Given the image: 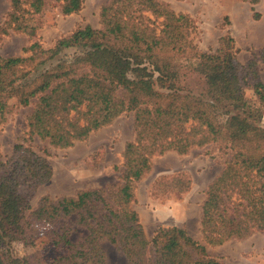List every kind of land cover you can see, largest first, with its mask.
<instances>
[{"label":"trees","instance_id":"1","mask_svg":"<svg viewBox=\"0 0 264 264\" xmlns=\"http://www.w3.org/2000/svg\"><path fill=\"white\" fill-rule=\"evenodd\" d=\"M46 1L8 0L0 32L10 29L35 36V22ZM58 1L65 15L82 5V0ZM247 1L257 19L253 5L259 0ZM99 23L98 28L77 27L49 47L33 40L26 55L0 56V124L14 99L19 106L33 101L27 132L55 148L86 139L122 113L131 112L133 132L122 150L119 182L55 199L43 196L32 208L29 216L44 225V235L57 251L51 260L0 253V264H106L99 243L103 238L116 244L125 264H219L207 246L264 230V128L256 124L258 109L244 93L251 89L264 105L257 61L241 63L228 33L218 38L213 51L199 50L193 18L161 0H108L100 6ZM72 48L79 50L67 59L58 57ZM180 58L193 62V69L203 76L204 97L178 90ZM258 58L264 69V43ZM54 60L57 64L27 80L35 67ZM220 112L225 119H219ZM24 143L13 146L18 173L9 160L0 159V219L8 237L26 243L24 229L30 223L23 211L30 208L31 194L18 187L47 183L52 169ZM209 144L229 156L205 190L199 222L203 243L175 225L158 226L148 238L132 203L152 159ZM190 183L185 170L159 174L150 195L168 197L173 192L179 199ZM74 214V222L86 231L72 238L73 227L66 218Z\"/></svg>","mask_w":264,"mask_h":264},{"label":"rangeland","instance_id":"2","mask_svg":"<svg viewBox=\"0 0 264 264\" xmlns=\"http://www.w3.org/2000/svg\"><path fill=\"white\" fill-rule=\"evenodd\" d=\"M108 0H82L80 9L70 14H62L58 0H47L41 12V16L35 22L37 26L35 36H29L26 32L7 30L0 32V56L26 55L25 48L33 41L38 40L43 47L51 46L56 39L70 33L77 27L90 25L93 28L100 27L99 9ZM167 2L175 11L188 13L197 26L194 42L202 51H213L218 46V38L223 34H230L234 39L237 49V58L241 63L254 58L260 79L264 83V69L258 58L260 48L264 43V0H259L253 5L259 13L257 19L253 18V11L247 0H161ZM8 0H0V23L4 19L8 9ZM79 49H66L59 54L63 60L67 55L76 54ZM74 51V52H73ZM76 51V52H75ZM73 52V53H71ZM56 60V59H55ZM48 62L44 66L35 67L27 80H32L44 67L54 66L57 61ZM178 90L193 96H202L206 90L203 76L193 69V62L180 58ZM248 101L258 111L255 113L256 124L264 128V105L259 104L251 89L244 90ZM11 111L4 124H0V159L9 160L15 170L17 152L14 144L24 141L37 155L44 157L52 169V175L47 183L39 185H21L18 190L24 194H31L30 208L23 211L24 217L29 219V225L24 229L26 243L18 237H8L5 224L0 219V253L3 257H29L49 261L57 253L48 237L44 235V225L36 222L29 216L32 208H35L41 197L48 196L55 199L63 195H71L78 189L104 188L119 182V176L123 169L122 150L126 141L133 138L132 114L122 113L110 124L99 128L81 141L65 148H55L47 140H41L37 136H29L27 132V118L32 110L33 101L26 106H19L10 100ZM219 119H225V114L218 113ZM193 152L207 155L210 158L209 168L216 172L222 167L223 160L228 153L219 150L212 145L202 148H194ZM153 168L146 180L158 173L166 174L177 169V162L172 158L152 159ZM12 169V168H11ZM18 168L16 169V173ZM172 192V191H171ZM172 196V197H171ZM174 194L168 197H157L160 203L171 202ZM109 200V196L105 195ZM171 197V198H170ZM142 204V203H140ZM144 208V207H143ZM150 210V208H148ZM150 215V214H148ZM75 214L66 218V222L72 224V238L86 229L74 222ZM174 219L166 222H156L144 228L146 236L151 238L158 226H172ZM155 223V224H154ZM193 238L203 243L200 235V226H193L188 232ZM106 264H125V256L106 238L100 240ZM211 256L219 260V264H264V230L257 231L244 239H230L221 245L207 246Z\"/></svg>","mask_w":264,"mask_h":264},{"label":"crops","instance_id":"3","mask_svg":"<svg viewBox=\"0 0 264 264\" xmlns=\"http://www.w3.org/2000/svg\"><path fill=\"white\" fill-rule=\"evenodd\" d=\"M193 151L194 149L186 154L167 151L159 156L160 158L170 157L177 162V169H174L173 172L185 170L190 173V187L183 193L181 198L172 199L171 202L160 203L161 201H157L158 199L151 197L150 188L158 173L152 179H146L151 173L153 165L149 173L137 183L135 189L136 201L132 203V207L137 211L140 222L145 229L150 228L148 226L152 223V220L164 223L171 218L174 219L175 226L183 227L188 232L193 226H196V228L200 226L201 205L205 199V190L208 183L220 170L211 172L209 168L210 158L207 155Z\"/></svg>","mask_w":264,"mask_h":264}]
</instances>
